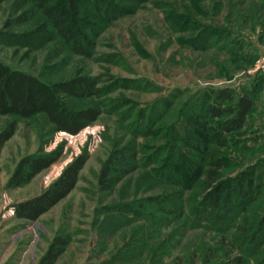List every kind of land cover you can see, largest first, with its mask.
<instances>
[{
    "label": "rangeland",
    "instance_id": "obj_1",
    "mask_svg": "<svg viewBox=\"0 0 264 264\" xmlns=\"http://www.w3.org/2000/svg\"><path fill=\"white\" fill-rule=\"evenodd\" d=\"M50 4L69 19L64 0ZM79 8L89 57L70 51L39 9L18 24L15 0L0 8V60L49 82L96 77L103 88L99 100H71L102 111L77 134L53 131L41 114L16 118L0 152V264H37L57 234L68 243L53 264H264V1L81 0ZM223 87L251 89L255 105L219 146L206 135L220 119L201 108ZM13 119L0 115V128ZM126 144L129 171L102 191L104 161ZM55 148L61 155L48 168L7 188L21 157ZM81 152L88 159L64 198L36 220L14 216L15 203ZM252 170L260 190L242 202L234 180Z\"/></svg>",
    "mask_w": 264,
    "mask_h": 264
},
{
    "label": "trees",
    "instance_id": "obj_2",
    "mask_svg": "<svg viewBox=\"0 0 264 264\" xmlns=\"http://www.w3.org/2000/svg\"><path fill=\"white\" fill-rule=\"evenodd\" d=\"M4 1L0 0V8ZM50 1L15 0L16 8L20 11L16 23L27 22L33 16V8L39 9L50 20L56 34L70 51L89 57L92 47L90 37L75 26L80 14L81 0H64L69 19L58 16L57 10L55 11L56 5L50 4ZM98 82L96 77L83 74L49 82L31 72L11 67L0 60V115L14 117L0 128V152L5 142L15 133L16 118H31L41 114L52 126L53 131H63L73 135L93 123L102 112L100 107L95 105L75 108L71 100L90 97L99 100L103 88L98 86ZM254 105V92L246 87H242L239 91H236L235 87L210 89L203 99L201 113L210 119L219 118L220 121L207 131L208 141L219 146L225 145L226 135L240 130L245 125L247 115ZM131 150L130 145L126 144L111 151L98 176V185L102 191H110L127 174L129 170L125 169V166L135 158ZM60 155L61 150L55 148L49 152L39 149L21 157L7 180V188H18L29 183L38 173L54 163ZM87 159L86 152L75 156L62 169L58 177L40 193L15 203L14 216L25 220H36L48 211L74 188L79 171ZM210 162L214 163L212 157ZM255 174L252 170L240 174L234 180L237 192L241 193L242 202L248 199L253 200L260 190ZM213 176L209 173V177L213 178ZM217 189L220 191L219 187ZM67 243L68 238L65 235H55L37 264H53L64 251ZM237 259L242 262L241 257Z\"/></svg>",
    "mask_w": 264,
    "mask_h": 264
},
{
    "label": "built area",
    "instance_id": "obj_3",
    "mask_svg": "<svg viewBox=\"0 0 264 264\" xmlns=\"http://www.w3.org/2000/svg\"><path fill=\"white\" fill-rule=\"evenodd\" d=\"M261 63V66H263L264 67V60L262 61V62H260Z\"/></svg>",
    "mask_w": 264,
    "mask_h": 264
}]
</instances>
